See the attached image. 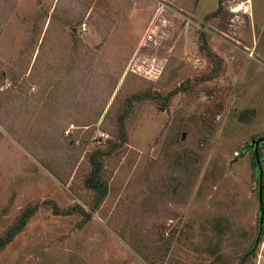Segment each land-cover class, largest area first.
Here are the masks:
<instances>
[{
    "label": "rangeland",
    "instance_id": "1",
    "mask_svg": "<svg viewBox=\"0 0 264 264\" xmlns=\"http://www.w3.org/2000/svg\"><path fill=\"white\" fill-rule=\"evenodd\" d=\"M260 136L264 0H0V264H264Z\"/></svg>",
    "mask_w": 264,
    "mask_h": 264
},
{
    "label": "trees",
    "instance_id": "2",
    "mask_svg": "<svg viewBox=\"0 0 264 264\" xmlns=\"http://www.w3.org/2000/svg\"><path fill=\"white\" fill-rule=\"evenodd\" d=\"M93 163L97 165L96 159H93ZM96 171L99 169L98 166H96ZM86 183L87 185H89L90 187L97 189L99 192V196H98V200L101 201L108 193V188L107 185L104 184L99 178H98V174H94L91 177L86 179ZM48 204H52L55 211H59L58 207L55 203L49 201L47 202ZM36 208H29L20 218L19 220V224H17L16 226L12 227L6 234L5 237L0 238V248L4 247L8 242H10L13 237L15 236L16 233H19L23 230V228L25 227V225L27 224V222L29 221L30 217L33 215V213L35 212ZM73 212V211H71ZM78 212H82L84 214H86L85 210L80 208L78 210ZM70 213V212H69Z\"/></svg>",
    "mask_w": 264,
    "mask_h": 264
},
{
    "label": "water",
    "instance_id": "3",
    "mask_svg": "<svg viewBox=\"0 0 264 264\" xmlns=\"http://www.w3.org/2000/svg\"><path fill=\"white\" fill-rule=\"evenodd\" d=\"M261 140H263L264 142V136L257 140H253L251 143H256L258 145ZM253 155L257 160H260V153L257 147ZM256 169L259 179V200H260V232L257 238V243H258L263 232V224H264V168L261 165V166H257Z\"/></svg>",
    "mask_w": 264,
    "mask_h": 264
},
{
    "label": "flooded vegetation",
    "instance_id": "4",
    "mask_svg": "<svg viewBox=\"0 0 264 264\" xmlns=\"http://www.w3.org/2000/svg\"><path fill=\"white\" fill-rule=\"evenodd\" d=\"M261 137H263V136H260V137H258L257 139H259V138H261ZM257 139H253V140H257ZM253 140H252V141H253ZM252 141H251V142H252ZM251 142H250L249 144H246V149H248V148H251V149H252L251 154H252V158H253L254 166H255V169H256L257 166H261V165L263 166L264 155L261 154V149L264 147V142H263V140H261V141L259 142L258 145H257L256 143H251ZM256 147L258 148L259 153H260V160H257V159L254 157V155H253V153H254ZM256 172H257V169H256Z\"/></svg>",
    "mask_w": 264,
    "mask_h": 264
},
{
    "label": "built area",
    "instance_id": "5",
    "mask_svg": "<svg viewBox=\"0 0 264 264\" xmlns=\"http://www.w3.org/2000/svg\"><path fill=\"white\" fill-rule=\"evenodd\" d=\"M239 9L242 10L246 14L250 13V6L248 4H245V6L244 5H241L239 7ZM151 37L152 36L150 35L149 38H151ZM104 135H105V133L100 134V136H102V137H104Z\"/></svg>",
    "mask_w": 264,
    "mask_h": 264
}]
</instances>
